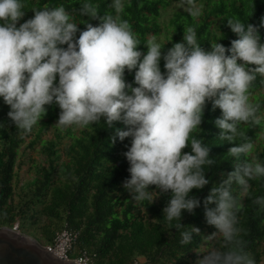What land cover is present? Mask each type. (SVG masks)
<instances>
[{
	"label": "clouds",
	"instance_id": "obj_1",
	"mask_svg": "<svg viewBox=\"0 0 264 264\" xmlns=\"http://www.w3.org/2000/svg\"><path fill=\"white\" fill-rule=\"evenodd\" d=\"M179 2L191 17L201 15L198 0ZM128 3L110 0L111 11L101 14L94 0H81L78 13L88 18L81 30L63 5L33 8V17L21 23L25 0H0V99L10 108L11 125L30 133L47 115L46 106L53 104L60 109L54 126L61 130L84 129L101 121L113 128L121 122L125 128H115L111 142L130 138L123 153L130 178L123 188L134 201L150 204L170 193L163 219L169 225L176 222L174 229L184 245L201 230L186 229L183 214H195L201 206L193 190L209 185L205 169L215 164L203 137L192 136L202 130L211 103L221 110L214 122L220 129L218 139L234 145L227 155L237 162L203 200L206 222L216 231L205 236L210 244L196 252V264H257L239 239L237 213L249 195L250 182L264 180V161L253 155L255 143L241 130L242 125L264 126L260 106L250 99L254 82L264 84V16L258 25L228 19L237 37L230 47L220 38L205 49L195 28L188 27L183 40L164 51L166 43L153 36L141 42L122 19ZM91 21L99 23L94 26ZM126 72L134 73L132 82ZM186 147L191 151H183ZM255 203L264 210V196Z\"/></svg>",
	"mask_w": 264,
	"mask_h": 264
},
{
	"label": "trees",
	"instance_id": "obj_2",
	"mask_svg": "<svg viewBox=\"0 0 264 264\" xmlns=\"http://www.w3.org/2000/svg\"><path fill=\"white\" fill-rule=\"evenodd\" d=\"M94 2L101 14L111 11L110 0ZM80 3L81 0H25L26 14L21 23L33 17V8L63 5L83 30L88 18L79 15ZM177 3L179 0H130L121 17L129 22L141 42L153 36L158 42L166 43L164 51H167L183 40L188 27L195 28L198 42L205 49L210 50L211 43L220 38H223L220 43L230 47L231 40L237 37L227 26L228 19L258 25L264 16V0H198L202 13L197 18L184 12ZM91 23L95 26L99 21ZM260 35L264 42V28L260 29ZM139 48L147 52L143 43ZM163 64L161 60L162 71ZM126 79L132 82L134 73L126 72ZM250 99L260 106V114H264V84L259 79L250 89ZM46 107L47 115L25 134L11 125L7 115L10 108L0 99V228H13L19 223L22 233L50 245L67 226L78 233L72 256L86 252L94 264H129L138 258H144L145 264H195L196 252L208 243L205 236L216 231L206 222L203 200L214 184L234 170L237 162L227 155L234 145L218 139L220 129L214 122L221 116V110L213 109L209 103L202 130L192 133L195 138L202 136L211 147L215 164L205 169L209 185L203 190H193L201 206L195 214L185 211L181 221L186 229L198 227L201 234L194 236L190 244L182 245L180 233L174 229L176 222L169 225L163 219L170 193L160 195L150 204L147 200L134 201L123 188L124 180L130 178V165L123 155L130 138L123 142L117 138L115 144L111 138L115 128L125 126L116 122L113 128H107L101 121L84 129L61 130L54 126L59 107L55 104ZM241 130L255 143L253 155L264 161V126L242 125ZM49 132L52 134L46 138ZM22 146H26V153L37 152L41 156L40 161L31 160L34 177L23 184L18 179L24 162H20ZM183 151L190 152L191 148ZM250 183L249 195L237 213L239 239L257 264H264V210L255 203L257 197L264 196V180ZM233 187L239 191L237 186ZM153 189L155 186H151L150 190Z\"/></svg>",
	"mask_w": 264,
	"mask_h": 264
},
{
	"label": "water",
	"instance_id": "obj_3",
	"mask_svg": "<svg viewBox=\"0 0 264 264\" xmlns=\"http://www.w3.org/2000/svg\"><path fill=\"white\" fill-rule=\"evenodd\" d=\"M0 264H73L50 254L37 239L0 228Z\"/></svg>",
	"mask_w": 264,
	"mask_h": 264
},
{
	"label": "built area",
	"instance_id": "obj_4",
	"mask_svg": "<svg viewBox=\"0 0 264 264\" xmlns=\"http://www.w3.org/2000/svg\"><path fill=\"white\" fill-rule=\"evenodd\" d=\"M14 228L17 232H20L19 223L15 224ZM77 239L78 233L66 226L56 234L53 244L43 246L50 254L63 261L73 264H94L93 258L86 252L72 256ZM145 262L146 260L144 258H138L129 264H145Z\"/></svg>",
	"mask_w": 264,
	"mask_h": 264
},
{
	"label": "rangeland",
	"instance_id": "obj_5",
	"mask_svg": "<svg viewBox=\"0 0 264 264\" xmlns=\"http://www.w3.org/2000/svg\"><path fill=\"white\" fill-rule=\"evenodd\" d=\"M177 6H180L181 9L183 8L182 5L180 4V2L177 3ZM51 134H52V132H49L47 134L46 138L51 136ZM25 148H26V146H22L21 149H20V162H21V160H23L24 162H23L22 166L20 167L21 170L19 171L18 179L20 180V183H22V184L25 183L27 180H30V179H32L34 177V172L30 171V167L33 164L31 160L40 161V159H41V156L37 152H35L34 155L32 153H26L25 152ZM31 154H32V156H31ZM22 234H24V233H22ZM24 235L27 236V237H31V236H28L26 234H24ZM31 238H33V237H31ZM40 241L42 243H46L45 239H40ZM207 242L208 243L200 251H203V250L207 249V247L210 244L209 241H207Z\"/></svg>",
	"mask_w": 264,
	"mask_h": 264
}]
</instances>
